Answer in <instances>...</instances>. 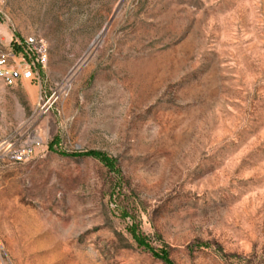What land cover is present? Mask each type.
<instances>
[{
	"label": "rangeland",
	"instance_id": "1",
	"mask_svg": "<svg viewBox=\"0 0 264 264\" xmlns=\"http://www.w3.org/2000/svg\"><path fill=\"white\" fill-rule=\"evenodd\" d=\"M0 264H264V0H0Z\"/></svg>",
	"mask_w": 264,
	"mask_h": 264
},
{
	"label": "built area",
	"instance_id": "2",
	"mask_svg": "<svg viewBox=\"0 0 264 264\" xmlns=\"http://www.w3.org/2000/svg\"><path fill=\"white\" fill-rule=\"evenodd\" d=\"M25 43L34 53L29 61L24 57H17L13 52L0 55V80L6 85L12 86L19 79H33L37 65L46 60V45L43 39L30 37Z\"/></svg>",
	"mask_w": 264,
	"mask_h": 264
}]
</instances>
